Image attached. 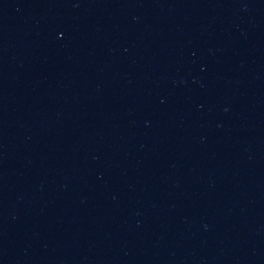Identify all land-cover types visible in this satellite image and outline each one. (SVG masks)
I'll use <instances>...</instances> for the list:
<instances>
[{
	"label": "water",
	"instance_id": "obj_1",
	"mask_svg": "<svg viewBox=\"0 0 264 264\" xmlns=\"http://www.w3.org/2000/svg\"><path fill=\"white\" fill-rule=\"evenodd\" d=\"M86 0H0V126Z\"/></svg>",
	"mask_w": 264,
	"mask_h": 264
}]
</instances>
